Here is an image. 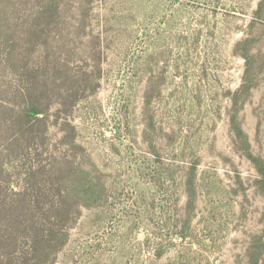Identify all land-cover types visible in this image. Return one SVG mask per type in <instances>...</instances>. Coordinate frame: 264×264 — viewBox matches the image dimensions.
Returning a JSON list of instances; mask_svg holds the SVG:
<instances>
[{"label": "rangeland", "instance_id": "374dc122", "mask_svg": "<svg viewBox=\"0 0 264 264\" xmlns=\"http://www.w3.org/2000/svg\"><path fill=\"white\" fill-rule=\"evenodd\" d=\"M260 1L58 0L34 64L69 83L32 153L101 197L54 264H264V69L234 50Z\"/></svg>", "mask_w": 264, "mask_h": 264}, {"label": "trees", "instance_id": "16d2710c", "mask_svg": "<svg viewBox=\"0 0 264 264\" xmlns=\"http://www.w3.org/2000/svg\"><path fill=\"white\" fill-rule=\"evenodd\" d=\"M57 2L33 7L30 0H0V264H54L69 239L68 221L101 197L81 195L84 173L78 168L55 161L41 166L32 153L45 130L47 100L62 97L69 83L58 65L45 68L40 61L46 58L45 32L57 16ZM248 28L257 30L256 38L246 34L234 47L244 61L246 85L264 69L262 46L254 49L264 36V0ZM38 48L43 51L34 64ZM15 173L19 183L12 187Z\"/></svg>", "mask_w": 264, "mask_h": 264}]
</instances>
